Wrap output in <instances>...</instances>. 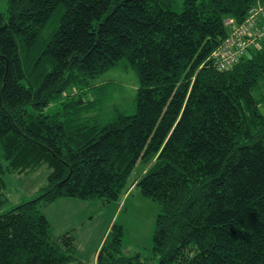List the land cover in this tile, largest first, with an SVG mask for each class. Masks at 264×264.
<instances>
[{
	"label": "trees",
	"instance_id": "trees-1",
	"mask_svg": "<svg viewBox=\"0 0 264 264\" xmlns=\"http://www.w3.org/2000/svg\"><path fill=\"white\" fill-rule=\"evenodd\" d=\"M178 3L7 0L0 161L49 173L38 197L0 213V264H88L71 232L52 236L42 210L60 198L117 202L138 163L150 166L136 189L160 207L156 264H264V42L227 70L210 60L230 33L224 20L240 25L264 0ZM120 61L137 74L135 111L104 118L95 113L108 87L89 81ZM76 86L94 97L67 94ZM60 98L61 111L45 112ZM123 236L112 224L94 264H146L122 253Z\"/></svg>",
	"mask_w": 264,
	"mask_h": 264
},
{
	"label": "rangeland",
	"instance_id": "rangeland-1",
	"mask_svg": "<svg viewBox=\"0 0 264 264\" xmlns=\"http://www.w3.org/2000/svg\"><path fill=\"white\" fill-rule=\"evenodd\" d=\"M180 4L181 0H178ZM7 0H0V13L6 14ZM56 21L51 19L49 26L45 29L40 38V46H43L48 38L50 31L56 26ZM20 56L23 58L22 48H19ZM25 85L28 84L24 81ZM89 84L94 87H104L107 85L105 101L103 102L102 113L97 112L99 116L106 118L113 107L117 108L125 114H132L135 111V96L138 87L137 74L130 67H125L123 61H120L116 66L103 74L93 78ZM103 89V88H102ZM85 90V89H84ZM79 89L78 86L67 89V94H75L73 98L82 95V100H87V94L90 99L94 96L91 91ZM104 92V93H105ZM68 99H72L69 97ZM64 99L52 101L45 110L48 114H53L61 111V103ZM259 110L264 113L262 105ZM0 166L3 171L2 180L0 182V189L4 193L2 207L0 213L8 211L12 207L26 201H30L38 197L42 193V189L47 184V175L49 169L46 166L27 171L21 174L9 172L7 163L0 161ZM150 164L138 163L128 180V189L122 194L117 202L105 204L104 211L99 212L98 207H89L84 212L81 221L71 223V228L67 231H72L74 237V253L73 255L88 264H93L94 253L99 244V241L106 229L111 217H113L112 224L122 226L124 236L122 238V253L125 256L133 257L138 255L139 259L146 264H156L158 257L152 252V235L154 232L155 217L160 211V207L149 199L143 198L139 195L136 189V181L142 176V171L147 169ZM127 194V199L123 196ZM98 202V201H97ZM97 204V203H94ZM119 206V207H118ZM56 208V207H54ZM102 210V209H101ZM117 211V212H116ZM116 212V213H115ZM92 218H87V216ZM52 221V234L54 237L61 236L64 229L56 228L55 218L49 216ZM69 226V227H70Z\"/></svg>",
	"mask_w": 264,
	"mask_h": 264
},
{
	"label": "built area",
	"instance_id": "built-area-1",
	"mask_svg": "<svg viewBox=\"0 0 264 264\" xmlns=\"http://www.w3.org/2000/svg\"><path fill=\"white\" fill-rule=\"evenodd\" d=\"M264 4L251 7L244 22L234 25L231 19L224 24L230 27L229 35L211 53L210 60L221 71L227 70L243 55L247 48H258L264 42Z\"/></svg>",
	"mask_w": 264,
	"mask_h": 264
},
{
	"label": "crops",
	"instance_id": "crops-1",
	"mask_svg": "<svg viewBox=\"0 0 264 264\" xmlns=\"http://www.w3.org/2000/svg\"><path fill=\"white\" fill-rule=\"evenodd\" d=\"M262 22H264V19L262 20ZM147 169H144L142 171V174L146 171ZM127 194H125L123 196V199L126 200L127 199ZM97 203V204H94ZM56 207V208H54ZM89 207H98L96 209V211L98 210L99 212L104 211V207H106V205L103 202L100 201H96V200H91V201H81L78 199H74V198H60L56 201H54L53 203H51L50 205L46 206L45 208H43L42 212L43 214L47 217L49 223H50V230H51V234H52V221L50 219V215L53 217V220L55 218V223H56V228H60V229H64V232L68 233L71 232L73 230L67 231L68 229L71 228V223L77 221H81V218L83 217L84 212H86V210H88ZM119 207V206H118ZM102 209V210H101ZM117 212V211H116ZM115 212V213H116ZM87 218H92V216H87ZM112 221H113V217H111L106 229H104V233L99 241V244L95 250L94 253V259H93V264L95 262V258H96V253L102 243V241L104 240L106 234L108 233L111 225H112ZM70 226V227H69ZM65 234V233H64ZM53 236V234H52ZM59 237V236H57Z\"/></svg>",
	"mask_w": 264,
	"mask_h": 264
}]
</instances>
